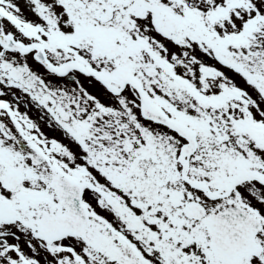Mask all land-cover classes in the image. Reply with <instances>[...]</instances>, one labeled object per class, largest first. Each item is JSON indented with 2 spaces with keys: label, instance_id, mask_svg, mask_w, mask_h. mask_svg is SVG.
Segmentation results:
<instances>
[{
  "label": "snow or ice",
  "instance_id": "obj_1",
  "mask_svg": "<svg viewBox=\"0 0 264 264\" xmlns=\"http://www.w3.org/2000/svg\"><path fill=\"white\" fill-rule=\"evenodd\" d=\"M0 264H264V0H0Z\"/></svg>",
  "mask_w": 264,
  "mask_h": 264
}]
</instances>
